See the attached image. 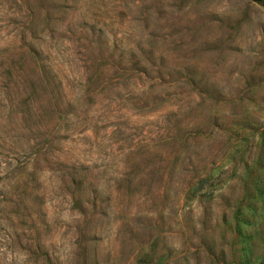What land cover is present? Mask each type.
<instances>
[{"label":"rangeland","instance_id":"obj_1","mask_svg":"<svg viewBox=\"0 0 264 264\" xmlns=\"http://www.w3.org/2000/svg\"><path fill=\"white\" fill-rule=\"evenodd\" d=\"M264 0H0V264H259Z\"/></svg>","mask_w":264,"mask_h":264},{"label":"trees","instance_id":"obj_2","mask_svg":"<svg viewBox=\"0 0 264 264\" xmlns=\"http://www.w3.org/2000/svg\"><path fill=\"white\" fill-rule=\"evenodd\" d=\"M259 264H264V258L259 261Z\"/></svg>","mask_w":264,"mask_h":264}]
</instances>
